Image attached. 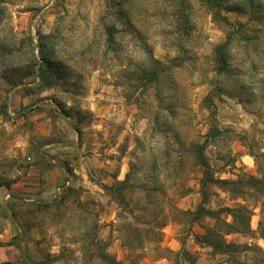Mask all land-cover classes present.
Returning a JSON list of instances; mask_svg holds the SVG:
<instances>
[{"label": "rangeland", "instance_id": "rangeland-1", "mask_svg": "<svg viewBox=\"0 0 264 264\" xmlns=\"http://www.w3.org/2000/svg\"><path fill=\"white\" fill-rule=\"evenodd\" d=\"M40 109L128 171L97 178L94 214L76 189L31 212L69 239L46 264H264V0H0V185L31 165Z\"/></svg>", "mask_w": 264, "mask_h": 264}, {"label": "crops", "instance_id": "crops-1", "mask_svg": "<svg viewBox=\"0 0 264 264\" xmlns=\"http://www.w3.org/2000/svg\"><path fill=\"white\" fill-rule=\"evenodd\" d=\"M33 114L35 124L44 127L34 137L42 144L35 143L27 170L11 177L8 188H0V202L6 210L4 229L0 232V264H46V255L58 258L63 248L62 240L69 239L60 234L44 233L34 216L30 218L31 212L37 213L42 206L59 202L66 191L76 189L94 214L97 204L89 200L93 189L99 187L97 178H101V184H106L108 179L122 182L128 177L127 170L120 167L117 171L123 158L113 160L96 154V149L90 153L83 142L87 128L76 126L62 115L52 119L42 109ZM46 140L48 142L43 144ZM64 203L65 206L73 205L70 201ZM100 211L103 227L99 238L109 243L110 256L123 261L126 248L112 230L117 222L116 209L113 204L103 203ZM48 221L51 224V220ZM51 264L62 263L54 260Z\"/></svg>", "mask_w": 264, "mask_h": 264}, {"label": "trees", "instance_id": "trees-1", "mask_svg": "<svg viewBox=\"0 0 264 264\" xmlns=\"http://www.w3.org/2000/svg\"><path fill=\"white\" fill-rule=\"evenodd\" d=\"M205 1V0H204ZM226 22V24L227 25H229V26H231V24L232 23H229L228 21H225ZM233 26H236L237 27V30H239V31H241V29H242V27L244 26V25H242V24H234V25H232V27ZM236 35V33L234 32H230L228 35H227V41H226V43L223 45V46H219V47H217L216 48V50H215V54H218L219 52H222V49L224 48V47H226V46H228V45H230V44H232L233 43V36H235ZM218 60V59H217ZM227 62H228V59L227 58H225V57H220L219 58V64L217 65V67H216V72H217V74H220L224 69H225V66H227ZM193 148H194V151H196L198 154H199V156H200V158H202L203 157V155H202V147L200 146V145H195V146H193ZM203 166L205 167V168H207L206 167V165H205V163L203 162ZM207 172V171H206ZM127 180V179H126ZM126 180H124V181H122L121 182V185L122 184H124V182H126ZM125 185V184H124ZM8 186H9V183L8 184H4V185H0V188L1 187H6V188H8ZM203 243H205V244H208L209 246H211V247H213L214 249H216V245L211 241V242H209V240H208V238L206 239V238H203Z\"/></svg>", "mask_w": 264, "mask_h": 264}]
</instances>
